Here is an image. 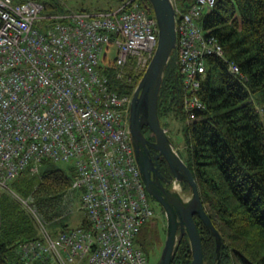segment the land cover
Wrapping results in <instances>:
<instances>
[{
  "label": "built area",
  "instance_id": "built-area-1",
  "mask_svg": "<svg viewBox=\"0 0 264 264\" xmlns=\"http://www.w3.org/2000/svg\"><path fill=\"white\" fill-rule=\"evenodd\" d=\"M171 2L182 108L193 119L205 109V59L223 57L199 23L216 0H192L185 10ZM149 15L139 0L50 16L35 0H0V185L44 161L70 163L89 225L25 243L27 262L147 264L135 241L154 212L130 142L131 95L113 89L104 72L112 63L119 80L126 66L143 75L157 44ZM228 70L240 75L234 64Z\"/></svg>",
  "mask_w": 264,
  "mask_h": 264
},
{
  "label": "trees",
  "instance_id": "trees-1",
  "mask_svg": "<svg viewBox=\"0 0 264 264\" xmlns=\"http://www.w3.org/2000/svg\"><path fill=\"white\" fill-rule=\"evenodd\" d=\"M35 1L43 5L45 16L70 10L65 6L69 0ZM124 1L109 0L106 9L85 6L73 11H108ZM178 2L185 10L192 0ZM139 3L150 13L147 0ZM199 23L223 50V57L205 59L199 98L206 109L195 111L193 119L184 113L177 57L173 53L159 91V120L165 129L167 123L163 121L169 117L184 121L182 160L192 172L205 210L221 235L219 264H264V0H216ZM229 64L236 65L240 75H232ZM119 70L111 63L104 74L118 93L132 95L141 76L126 66L125 77L119 80ZM42 165L47 168L39 174L33 206L44 221L51 222L61 216V199L71 187L74 169L69 165L65 171L50 161ZM28 173L23 172L14 182L23 196L19 184ZM182 186L189 191L186 184ZM195 222L202 240L203 264H215L214 237L196 217ZM146 225L135 242L147 258L152 240L145 242L142 235ZM50 226L53 236L69 229L60 221ZM79 226L89 227L84 214ZM38 239L34 222L18 203H0V264H42L27 262L20 253L22 245ZM190 262L189 242L183 237L171 264Z\"/></svg>",
  "mask_w": 264,
  "mask_h": 264
},
{
  "label": "water",
  "instance_id": "water-1",
  "mask_svg": "<svg viewBox=\"0 0 264 264\" xmlns=\"http://www.w3.org/2000/svg\"><path fill=\"white\" fill-rule=\"evenodd\" d=\"M157 27L156 49L145 72L131 96L128 130L133 154L141 180L148 196L158 203L164 211L166 233L164 244L157 264H171L175 248L183 237H187L191 253L190 264H203V246L199 229L195 222L198 218L211 232L215 242V264L220 261L222 238L213 225L201 201L199 188L192 172L179 156L161 125L158 116V97L164 72L173 53H176L175 11L171 0H147ZM147 127L153 142L143 135ZM148 147L161 156L171 177L172 187H167L158 178L159 172L150 166ZM186 184L190 197L184 199L179 185Z\"/></svg>",
  "mask_w": 264,
  "mask_h": 264
},
{
  "label": "rangeland",
  "instance_id": "rangeland-1",
  "mask_svg": "<svg viewBox=\"0 0 264 264\" xmlns=\"http://www.w3.org/2000/svg\"><path fill=\"white\" fill-rule=\"evenodd\" d=\"M109 0H69L65 3L67 9L74 10L75 7H101L102 9H106V4ZM115 7V5L111 6ZM77 9V8H76ZM111 59L114 58V53L109 55ZM132 96V95H131ZM264 121V119H263ZM166 130L168 131V136L171 140L172 145L175 147L178 154L181 158H184V139L182 134V129L184 126V121L176 122L172 120L170 117L165 119ZM57 167L62 170L67 171L70 163L57 162L55 163ZM47 168V165H40L38 167V171L36 173H28L26 178L20 181L19 187L24 190V196L20 195L16 188L14 187L15 179L8 181L5 185H0V203L8 201H15L18 203L29 216L35 224V227L39 233V238L43 237H54L51 235L50 224H54L58 221L60 223L67 224L69 228L79 227V223L81 218L83 217V211L81 209L80 204V194L77 190H73L71 187L65 193V195L61 199L60 204V213L61 216L56 218L55 220L49 222L44 221L43 218L37 210L33 206L34 201V190L39 183V174L42 173ZM18 180V179H17ZM181 196L184 199H188L190 197V191H185L182 185H179V190ZM150 201V200H149ZM153 206V218L146 225L145 230L142 232L144 239L146 240L152 232L155 230L157 234L154 236L150 247L148 248L147 253V264H157L159 260V256L164 244L165 233H166V219L164 213L159 210V207L154 202L151 203ZM46 235V236H45Z\"/></svg>",
  "mask_w": 264,
  "mask_h": 264
},
{
  "label": "flooded vegetation",
  "instance_id": "flooded-vegetation-1",
  "mask_svg": "<svg viewBox=\"0 0 264 264\" xmlns=\"http://www.w3.org/2000/svg\"><path fill=\"white\" fill-rule=\"evenodd\" d=\"M142 132H143V135L145 136V138L149 142H153L154 139L151 136L150 132L148 131V128L147 127H143L142 128ZM148 150L150 152V158H151L150 166L153 169H156L157 172H159L160 177H158V178L161 180V182H163V184L165 186H167L169 188L172 187L171 182H168V181L171 180L170 179L171 174H170V171H169L166 163L164 162L163 158L161 156H157V153L155 151H153L151 147H148ZM148 198H149V200H150L151 203L154 202L155 204H157V206L159 207V210H161L164 213L163 209L161 208V206L158 203H156L155 201H153L149 196H148ZM156 234H157V231L155 230L154 232H152L150 234V236L147 239L153 240V238H154V236ZM145 242H146V240H145ZM147 260H148V258H147Z\"/></svg>",
  "mask_w": 264,
  "mask_h": 264
},
{
  "label": "bare ground",
  "instance_id": "bare-ground-1",
  "mask_svg": "<svg viewBox=\"0 0 264 264\" xmlns=\"http://www.w3.org/2000/svg\"><path fill=\"white\" fill-rule=\"evenodd\" d=\"M201 25V24H200ZM226 63V62H225ZM227 64V63H226ZM208 69V68H207ZM206 109V108H205ZM46 236V235H45Z\"/></svg>",
  "mask_w": 264,
  "mask_h": 264
}]
</instances>
